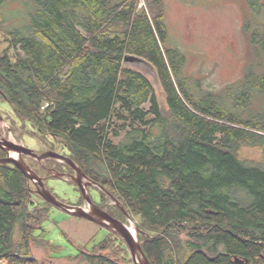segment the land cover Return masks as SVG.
I'll use <instances>...</instances> for the list:
<instances>
[{"label": "trees", "instance_id": "1", "mask_svg": "<svg viewBox=\"0 0 264 264\" xmlns=\"http://www.w3.org/2000/svg\"><path fill=\"white\" fill-rule=\"evenodd\" d=\"M245 2L253 54L240 80L212 93L183 76L163 0H145L147 9L140 0H0V101L66 148L126 223L120 203L151 264H264V0ZM128 56L155 67L167 114ZM244 147L260 160L244 159ZM44 163L30 166L39 175L65 166ZM52 207L0 163V264H40L32 247L47 241L34 230L45 232ZM111 234L91 252L79 247L76 260L118 264L103 254Z\"/></svg>", "mask_w": 264, "mask_h": 264}, {"label": "rangeland", "instance_id": "2", "mask_svg": "<svg viewBox=\"0 0 264 264\" xmlns=\"http://www.w3.org/2000/svg\"><path fill=\"white\" fill-rule=\"evenodd\" d=\"M163 1L165 5L164 21L169 35L168 45L171 48L179 49L186 58L183 67L184 77L200 80L203 91L212 93L220 92L243 77L246 63L253 54L249 36L243 30L247 8L245 0ZM11 7H15V5ZM139 7L147 9L145 0H140ZM1 40L3 42L5 38L1 37ZM2 44L1 48H6L7 43ZM127 65L142 72L151 81L164 114H167L169 109L166 94L155 67L144 60L135 63L127 62ZM0 112L12 126L14 125L18 144L40 154L41 151L42 153L54 151L68 157L69 151L56 143V140L51 137L42 139L37 136V133H33L35 131L33 125L18 119L8 102L0 101ZM154 131L158 133V130L154 129ZM114 141L120 142V140ZM240 155L244 159L252 161H259L261 158L259 149L252 147H244ZM26 163L33 166L31 160H26ZM48 163L50 165L53 162ZM36 166H33L34 169H38ZM60 166L62 165L57 166L58 170L56 171L67 173ZM40 176L46 180V187L61 202L69 206H78L83 201L80 188L74 182L54 176L50 177L44 172H40ZM97 188L93 186L89 188L95 202L100 199V192ZM108 199L109 211L115 214L113 206H111L114 202L110 197ZM69 220L68 215L53 206L49 218L42 222L45 232L39 229L34 230L35 236L44 235L47 241V246H44L45 243L42 242L43 244H33L32 247L33 254L40 264H89L83 258L76 260L81 255L79 245L85 244L88 233L81 232V228L70 224ZM126 223L130 225L127 219ZM132 225L137 232L138 227L134 220ZM107 232V230H99L96 238L87 245L89 252L108 237L109 232ZM182 237L185 238L184 235ZM111 239L114 241L113 245L103 254L110 255L118 264H128L126 258L128 250H126L127 245L124 240L114 234H111ZM51 245L57 249H50Z\"/></svg>", "mask_w": 264, "mask_h": 264}, {"label": "water", "instance_id": "3", "mask_svg": "<svg viewBox=\"0 0 264 264\" xmlns=\"http://www.w3.org/2000/svg\"><path fill=\"white\" fill-rule=\"evenodd\" d=\"M142 60L143 59L136 56H128L126 58V62H130V63L140 62ZM3 118L7 123L12 125L4 116ZM0 150H3L8 154L5 158H0V163L12 164L16 166L20 171H22L24 175L31 182L35 184L37 194L45 202L49 203L50 205L58 209L65 211L66 213L74 217L83 218L92 221L94 223H97L103 228L112 232L114 235L118 236V238L124 240L130 251V255L134 264H151L150 260L146 256L141 246L139 239L135 238L132 232L130 231V225L133 223V219L131 218V216L125 211V209L120 205V203L115 202L125 214L128 222L130 223V225H128L127 223H124L123 221L113 217L102 207L95 204L91 191L90 190L88 191V187L92 185L100 188L111 199L115 200V198L112 195H110L104 189L103 186L91 181L71 158L61 155L54 151H46L40 154L24 145L18 144L17 140H0ZM12 153H14L15 156H13ZM24 156L35 159L37 162L41 164L46 160L53 159L59 162L66 163L68 166H70L73 169L74 174L60 173L57 171H51L50 169H46V170L47 172H52L55 178L68 179L70 181L75 182L80 188L81 194L86 204L83 206H69L61 202L46 187L45 179L42 178L38 173H36L26 163V161L23 158ZM26 160H30V159L27 158ZM107 200L108 201H106V209L109 211V199L107 198ZM244 263L248 264L249 260L247 259L246 261H242L239 258H236L235 260V264H244Z\"/></svg>", "mask_w": 264, "mask_h": 264}, {"label": "flooded vegetation", "instance_id": "4", "mask_svg": "<svg viewBox=\"0 0 264 264\" xmlns=\"http://www.w3.org/2000/svg\"><path fill=\"white\" fill-rule=\"evenodd\" d=\"M0 116H1V118H0V140H18L17 138H16V136H15V134H16V131H15V127H14V125L12 126V125H10L9 123H7L6 121H5V119L3 118V116H2V114L0 113ZM1 125H2V129H1ZM5 125V126H4ZM22 140V139H21ZM31 149V148H30ZM1 153H4V154H6V156L8 155L5 151H3V150H0V154ZM41 153H42V151H41ZM24 158V160L26 161V159L28 158V159H30L29 157H27V156H24L23 157ZM31 160V162L33 163V161L35 160V159H30ZM63 163V162H62ZM65 164V166H63V168L66 170V172H67V174H74V171H73V169L70 167V166H68L66 163H64ZM54 165V164H53ZM47 169V168H46ZM48 169H50L51 171H54V169H55V167H52L51 166V168H48ZM48 174H49V176L50 177H53V173L52 172H48ZM46 181V180H45ZM71 182H73V181H71ZM75 183V182H74ZM76 184V183H75ZM76 186L78 187V185L76 184ZM92 186H94V185H92ZM91 187V186H90ZM88 189H89V187H88ZM81 198H83V197H81ZM83 201L78 205V206H83V205H85L86 203H85V201H84V199H82ZM95 204H97L98 206H100V207H102L105 211H107L108 213H109V211L106 209V206H105V203H103V199L101 198V196H100V199H99V201L98 202H94ZM110 214V213H109ZM112 214V213H111ZM113 217H116L117 219H120L119 218V216L117 217V216H113Z\"/></svg>", "mask_w": 264, "mask_h": 264}, {"label": "crops", "instance_id": "5", "mask_svg": "<svg viewBox=\"0 0 264 264\" xmlns=\"http://www.w3.org/2000/svg\"><path fill=\"white\" fill-rule=\"evenodd\" d=\"M60 211L64 212L66 215H68V217L70 218V220H69L70 224L77 225L79 228H81V232L88 233V238L85 241V244L79 245V247L86 246L88 243H90L91 240H94L96 238V235L99 232V230H107L97 223H94L92 221H89V220H86L83 218L74 217V216L66 213L65 211H63L61 209H60ZM107 231L109 233H112L109 230H107ZM109 233H108V235H109Z\"/></svg>", "mask_w": 264, "mask_h": 264}, {"label": "bare ground", "instance_id": "6", "mask_svg": "<svg viewBox=\"0 0 264 264\" xmlns=\"http://www.w3.org/2000/svg\"><path fill=\"white\" fill-rule=\"evenodd\" d=\"M12 155L15 156L14 153H12ZM16 155H17V154H16ZM132 224H133V223H132ZM132 224L130 225V231L132 232V234L134 235L135 238H138V237H137L136 229H135V227H134Z\"/></svg>", "mask_w": 264, "mask_h": 264}, {"label": "built area", "instance_id": "7", "mask_svg": "<svg viewBox=\"0 0 264 264\" xmlns=\"http://www.w3.org/2000/svg\"><path fill=\"white\" fill-rule=\"evenodd\" d=\"M48 105H49V104L47 103L45 106H48ZM45 106H44V107H45ZM1 264H5V263H4V262H2Z\"/></svg>", "mask_w": 264, "mask_h": 264}]
</instances>
